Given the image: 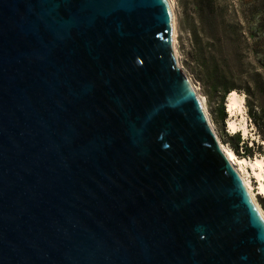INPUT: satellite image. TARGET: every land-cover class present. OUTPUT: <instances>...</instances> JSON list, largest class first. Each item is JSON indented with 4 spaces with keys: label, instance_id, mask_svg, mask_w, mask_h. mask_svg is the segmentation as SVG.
Masks as SVG:
<instances>
[{
    "label": "water",
    "instance_id": "water-1",
    "mask_svg": "<svg viewBox=\"0 0 264 264\" xmlns=\"http://www.w3.org/2000/svg\"><path fill=\"white\" fill-rule=\"evenodd\" d=\"M173 30L168 0H0V264H264Z\"/></svg>",
    "mask_w": 264,
    "mask_h": 264
},
{
    "label": "rangeland",
    "instance_id": "rangeland-1",
    "mask_svg": "<svg viewBox=\"0 0 264 264\" xmlns=\"http://www.w3.org/2000/svg\"><path fill=\"white\" fill-rule=\"evenodd\" d=\"M172 5L179 65L207 108L220 142L234 150L230 135L238 131L228 129L226 102L237 91L245 97L248 126L246 133L239 132L252 153L242 154V147L241 154L234 152L253 161L264 157V0H172ZM245 167L256 193L259 180L250 164ZM257 198L264 211V196Z\"/></svg>",
    "mask_w": 264,
    "mask_h": 264
},
{
    "label": "bare ground",
    "instance_id": "bare-ground-1",
    "mask_svg": "<svg viewBox=\"0 0 264 264\" xmlns=\"http://www.w3.org/2000/svg\"><path fill=\"white\" fill-rule=\"evenodd\" d=\"M168 1L170 3V6H171L172 11H173V15H174L173 39H174V49H175V53H176V18H175L176 16L174 13V7L172 5V0H168ZM176 56H177V53H176ZM178 64H179V62H178ZM203 105H204V103H203ZM226 106H227V111L230 114V118L228 119V122H227L228 123V129L233 131V132H237V131L243 129L244 132L246 133L248 126H247V116H246V111H245L246 105H245L244 95L239 94L237 91L230 92L229 95L227 96ZM204 108H205L206 112L208 113V110L205 107V105H204ZM239 112L241 114V117L238 118L236 116H237V113H239ZM208 116H209V113H208ZM218 141H219V145L221 147V150L226 155V157L228 158V160L230 161V163L234 167V169H236L237 172L240 174L251 199L258 206L260 211L264 214V211L261 208L260 203L258 202V198H257V195L264 196V157L257 156L254 161L249 160L246 157H239L236 155V153L234 152L233 149L224 146L220 142L219 138H218ZM248 164L251 165L254 173L256 174V176L259 180L258 181L259 185L257 187L258 191L256 193L254 192V189L252 187L251 179L248 175V170L245 167Z\"/></svg>",
    "mask_w": 264,
    "mask_h": 264
},
{
    "label": "trees",
    "instance_id": "trees-1",
    "mask_svg": "<svg viewBox=\"0 0 264 264\" xmlns=\"http://www.w3.org/2000/svg\"><path fill=\"white\" fill-rule=\"evenodd\" d=\"M229 95V94H228ZM221 118L225 119L226 118V112H225V107L222 105L221 109ZM255 122L257 121V118L255 115H253ZM230 139L234 142V150L238 153H240V148L242 147L244 149V153L242 154H246L248 153V155H250L252 153V147L249 146V144L245 141V139H242L240 132L234 133L230 135ZM244 157H246V155H244Z\"/></svg>",
    "mask_w": 264,
    "mask_h": 264
}]
</instances>
